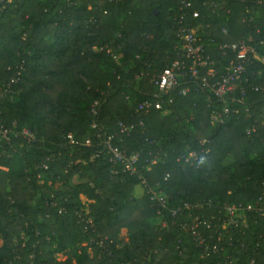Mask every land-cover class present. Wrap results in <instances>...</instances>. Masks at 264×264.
Instances as JSON below:
<instances>
[{"label": "trees", "instance_id": "1", "mask_svg": "<svg viewBox=\"0 0 264 264\" xmlns=\"http://www.w3.org/2000/svg\"><path fill=\"white\" fill-rule=\"evenodd\" d=\"M192 1L200 17L189 15L188 20L200 24L205 36L230 43L252 36L264 56V0H219L223 7L215 11L208 5L212 0ZM180 4L1 1L0 81L22 67L15 97L5 100L1 116L6 123L17 120L20 127L30 128L36 140L29 147L20 139L5 145L9 155L1 159L7 170H0V264H221L229 256L233 264H264V219H251L245 231H232L221 240L224 252L203 257L201 245L183 224L215 210L174 217L167 209L161 219L149 191L160 183L169 209L184 201L239 204L262 195L264 65L259 61L248 64L249 83L238 84L234 93L238 101L232 107L238 112L224 123H211L213 109L222 103L189 84L169 113L152 110L143 116L145 126L121 136L117 143L127 154L139 153L147 185L134 175H113L104 155L91 159L94 144L82 145L87 138L96 141L90 107L97 98L102 97L99 121L107 132L119 121L135 120V105L153 91L150 75L171 62L177 31L170 16ZM95 45H109L122 57L115 60L105 50L95 51ZM213 54L221 56L218 50ZM141 71L145 76L136 83ZM253 84L260 89H251ZM249 128L254 130L247 134ZM68 134L81 144H67ZM202 148H209L203 159L185 161L188 152ZM155 154L161 160L143 168ZM43 164L48 168L39 166ZM74 176L80 181L68 189L54 188ZM81 196L90 200L88 214ZM88 217L93 226L85 228ZM123 229L126 238L121 237ZM81 241L90 243V251L78 252Z\"/></svg>", "mask_w": 264, "mask_h": 264}, {"label": "built area", "instance_id": "2", "mask_svg": "<svg viewBox=\"0 0 264 264\" xmlns=\"http://www.w3.org/2000/svg\"><path fill=\"white\" fill-rule=\"evenodd\" d=\"M257 1L262 3V0ZM208 5L214 11L223 7V3L219 0H212ZM189 15L193 19H197L200 17V11L194 7L192 0H181V4L173 10V14L170 16L172 25L177 31L176 40L171 48V62L162 70L154 69L150 75L149 84L153 87V91L150 92L151 94L145 95L135 105L137 117L132 123L127 124L119 121L114 131L107 132V129L99 121L102 97L95 99L90 107V113L93 116L91 128L96 141L93 143V138H87L82 145L90 147L94 144L96 152L91 159L98 155H104L111 165L113 175H118L120 172L134 175L142 184L147 185L144 170L139 165V153L127 154L117 143L121 140L122 135L129 136L135 126H145L144 115L152 110L161 111L163 114L169 113L171 111L169 106L174 102L176 96L184 95L187 91L184 86L190 84L194 86L195 91H207L213 99L222 103L219 109H213L211 113V123L220 125L226 121L229 115L238 112L237 108L232 107L234 102L238 101L234 93L238 84L249 83L248 64L259 61L264 65V56L257 51L252 36L231 43L218 41L213 36H205L200 24L190 23ZM223 32H226L225 28ZM262 43L263 41L260 42V44ZM117 48L119 49L120 46L118 45ZM93 49L97 52L105 50L115 60H120L122 57L121 52L114 50L109 45H95ZM214 50L219 51L221 55L219 59L214 58ZM21 75L22 67L16 66L15 74L8 81H0V170H7V167L1 163V159L9 155L5 147L6 144L11 145L12 139H20L24 145L29 147L36 140V135L30 128L20 127L17 120L6 123L1 116L5 100H13L15 97L14 84L18 83ZM144 76V71L136 74V83ZM251 89L258 91L260 87L253 84ZM241 93L245 95L246 89L242 88ZM127 97L129 98V96ZM253 130V128L247 129V134ZM200 142L204 145L207 140L204 138ZM66 143L71 146L81 144L73 134L66 136ZM208 151L209 148H202L201 151L191 150L185 156V161L193 164L195 161L203 159L202 153H208ZM160 160L161 155L155 154L147 160L143 168L149 170ZM39 166L44 169L48 168L45 164ZM168 177L169 174L165 176V179ZM38 181L43 182V173L41 172L38 174ZM149 191L150 199L159 205L158 214L161 219L163 211L167 209L174 217L185 214L192 216L195 212L204 209L213 208L215 210V213L209 216L202 214V217L192 224H183V228L190 232L201 245L203 257L224 252L221 242L225 236L231 235L232 231H245L249 227L251 219H264V192L255 201L247 203L218 205L214 204L212 200L184 201L177 207L169 209L160 183H156ZM80 200L84 205L82 210L88 214L90 200L86 196H81ZM59 211L61 212L62 209ZM163 223L165 224V222ZM88 226H93L91 217L85 219V228ZM214 238L215 242L211 241ZM98 244L103 247L102 241ZM233 262L234 260L229 256L221 264H233Z\"/></svg>", "mask_w": 264, "mask_h": 264}, {"label": "rangeland", "instance_id": "3", "mask_svg": "<svg viewBox=\"0 0 264 264\" xmlns=\"http://www.w3.org/2000/svg\"><path fill=\"white\" fill-rule=\"evenodd\" d=\"M79 180L78 176H74L68 183L58 182L54 185V188L58 189H68V187H71L73 184L77 183ZM126 230L123 229L121 232V237L126 238ZM78 252L82 251V249H87V251H90V243L88 241H81L77 245Z\"/></svg>", "mask_w": 264, "mask_h": 264}, {"label": "water", "instance_id": "4", "mask_svg": "<svg viewBox=\"0 0 264 264\" xmlns=\"http://www.w3.org/2000/svg\"><path fill=\"white\" fill-rule=\"evenodd\" d=\"M1 1H2V0H0V5H1Z\"/></svg>", "mask_w": 264, "mask_h": 264}, {"label": "crops", "instance_id": "5", "mask_svg": "<svg viewBox=\"0 0 264 264\" xmlns=\"http://www.w3.org/2000/svg\"><path fill=\"white\" fill-rule=\"evenodd\" d=\"M126 230V229H125ZM126 234H127V230H126Z\"/></svg>", "mask_w": 264, "mask_h": 264}]
</instances>
